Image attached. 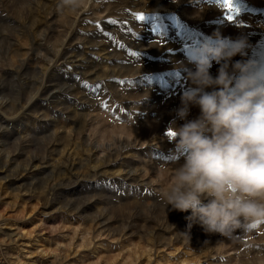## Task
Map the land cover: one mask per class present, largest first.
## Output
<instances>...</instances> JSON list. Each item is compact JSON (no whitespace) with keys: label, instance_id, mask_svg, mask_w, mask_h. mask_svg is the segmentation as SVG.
<instances>
[{"label":"rangeland","instance_id":"1","mask_svg":"<svg viewBox=\"0 0 264 264\" xmlns=\"http://www.w3.org/2000/svg\"><path fill=\"white\" fill-rule=\"evenodd\" d=\"M59 4L0 0V264H264V225L189 228L163 196L192 51L243 34L264 65V0Z\"/></svg>","mask_w":264,"mask_h":264},{"label":"clouds","instance_id":"2","mask_svg":"<svg viewBox=\"0 0 264 264\" xmlns=\"http://www.w3.org/2000/svg\"><path fill=\"white\" fill-rule=\"evenodd\" d=\"M86 3L60 0L59 7L76 11ZM249 48L246 35L215 33L192 51L191 86L175 110L184 123L174 119L169 129L175 149L168 159L177 166L163 192L167 205L191 210L189 228L196 223L224 237L264 225V65ZM192 107L199 115L188 119Z\"/></svg>","mask_w":264,"mask_h":264},{"label":"snow or ice","instance_id":"3","mask_svg":"<svg viewBox=\"0 0 264 264\" xmlns=\"http://www.w3.org/2000/svg\"><path fill=\"white\" fill-rule=\"evenodd\" d=\"M224 2L227 5L229 11H231L232 10V0H224ZM139 19L144 20V16L140 15ZM232 19H233V17L231 15H229L228 20L231 21ZM167 135H168V137L172 138L175 135V133L172 132L171 130H169Z\"/></svg>","mask_w":264,"mask_h":264}]
</instances>
